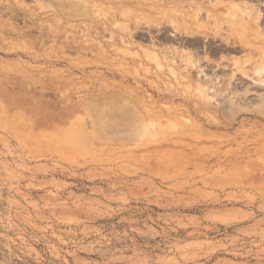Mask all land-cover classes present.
Here are the masks:
<instances>
[{
  "label": "rangeland",
  "instance_id": "374dc122",
  "mask_svg": "<svg viewBox=\"0 0 264 264\" xmlns=\"http://www.w3.org/2000/svg\"><path fill=\"white\" fill-rule=\"evenodd\" d=\"M83 1L0 0V264H264V104L195 109L198 66L152 50L158 71L128 48L144 17ZM244 55L211 57L230 68ZM156 116L203 129L154 148L138 135Z\"/></svg>",
  "mask_w": 264,
  "mask_h": 264
},
{
  "label": "bare ground",
  "instance_id": "6f19581e",
  "mask_svg": "<svg viewBox=\"0 0 264 264\" xmlns=\"http://www.w3.org/2000/svg\"><path fill=\"white\" fill-rule=\"evenodd\" d=\"M83 2L86 3L85 1H83ZM222 4L223 3H221V2H217L214 6H219ZM95 6H98V5L96 4ZM231 6L233 7V11H234L232 13V16H231L232 18L238 17L237 12H239V14L241 16L240 18H242V19L246 18L248 20V22L250 24H252L251 27L247 26V23H242L240 25L236 24V25L232 26V27L238 29V32H236V37L238 38V40L241 43V50L245 52L244 59H240L237 57L234 58L232 66L229 68V66L223 65V64H221V62L214 61L213 59H210L208 56H205L204 59L207 60V62H211L214 64V70L212 72L213 74L210 76H206L204 74L203 70H199V73L204 75L203 77L206 79L207 86L200 85V84L197 85V87L195 89V92L197 94H194L195 98H197V102L193 104V107L195 109H198V108H200L199 104L209 105V104H211L212 101H215V103H214L215 107H220L221 103L218 102L215 98L218 99V97H222L221 99L225 98L226 101L228 102V104L230 106V111L236 110L238 112L252 113L253 111H256L257 108L255 109L253 106H251V103L249 100H253V99H249V96L255 95V96H257V98L259 97L260 109L257 111L259 112L258 114H260V116H262V115H264V114H262V108H263V104H264V96H262L261 93H259L260 90H264V30L261 29L260 24H259L260 18L262 16H261L260 12L256 13L255 10L247 7L246 4L243 5L244 6L243 9L239 8L237 4H231ZM11 8H9V9H11ZM100 9H101V11H103L102 8H100ZM109 13H110L109 11L105 10V13L102 15H109ZM97 14H98V12H97ZM131 14H132L131 9H129V8L124 9L123 16L129 17ZM99 16H101V15H99ZM104 17L105 16H103V18ZM138 20H140V18H138ZM116 27H118V28L120 27L119 29L128 30L127 27L121 26V24H117ZM111 39L112 38L110 37V40ZM124 41H126V40H124ZM112 49H114L115 51L120 50L124 53V55H127L126 52H128V51L130 52V49H127V48L113 47ZM143 50H144V52L145 51L147 52V55H145L146 58H148L151 62L157 64V70L161 71L162 66L159 64L158 55H156L154 52H152V50H149V49H143ZM149 51H151V52H149ZM171 51H172V55H173L172 59H168L166 54L163 55L164 61H168L171 65L176 64V61H175L176 56H174V55L183 54L187 58L186 59V65H188L187 68L193 69V68L198 66L200 59H198L197 56L194 57L192 55V52L183 51V50H171ZM234 52H235V50L226 51V52L216 51L215 54L217 55V59L225 60V59H227L228 55L233 56ZM131 56H133V55L131 54ZM134 56H135V54H134ZM228 68L230 69V73L225 72V70ZM168 70H169L170 76L176 82H178L177 71L173 67H168ZM133 74H135V73H133ZM136 74H138V73H136ZM129 76L131 77V75H129ZM135 77H137V76H135ZM181 79L186 80V78H184V77H181ZM225 79H227L229 81L228 87H230V89L231 88L242 89L241 94H238L236 91L230 92L231 96H226L225 93L223 94L220 89L222 88V83ZM190 90H191L190 86L185 87L184 93H185L186 97L190 96V94L188 93V92H190ZM207 92L213 93V96H208L206 94ZM218 100H220V98ZM259 101H258V103H259ZM163 106H165V105H163ZM222 106H223V104H222ZM229 106H228V108H229ZM203 116H204V114H202V112H201V117H203ZM157 117L158 116H156L155 119L151 118L149 121H147L146 132L144 135H138L142 139H143V136L148 137V143L154 148H156L158 146H161V147L179 146V145L181 146L182 141H183L182 139L189 136V134L191 132L195 131L197 133H201V129H203V128H201L202 125L200 127L199 122L197 120L193 119V117L184 119V120H186L184 122V124H180L178 126L172 125V127H170V125H169L170 122H167L169 125V127H167V128H166V126L164 127L161 125L162 120H160L159 117H161V118H163V117L162 116H159L158 118ZM212 119L215 120V118H212ZM175 120H176V118H175ZM216 121L217 120H215V122ZM172 123H174V122H172ZM197 137L200 138L201 136L199 137L197 134ZM195 138H196V136L194 137V139ZM203 139H205V138H203ZM206 139H208V137ZM192 140H193V138H192ZM181 155H182V153L180 151L179 152L171 151V152L167 153V156L170 159H174L175 157H178ZM169 162H171V161H169Z\"/></svg>",
  "mask_w": 264,
  "mask_h": 264
},
{
  "label": "flooded vegetation",
  "instance_id": "af4514ba",
  "mask_svg": "<svg viewBox=\"0 0 264 264\" xmlns=\"http://www.w3.org/2000/svg\"><path fill=\"white\" fill-rule=\"evenodd\" d=\"M127 8L144 17L145 22L129 23L128 40L135 43L132 50H183L193 52L200 58L196 68L206 76L213 73L214 66L204 59L216 55V51L241 50L233 25L250 23L246 18H232L231 4L243 5L261 13L260 27L264 30V0H123ZM217 2L223 3L214 6ZM233 9V7H232ZM228 14V15H227ZM230 14V15H229ZM227 17V18H226ZM229 17V18H228ZM241 20V21H240ZM235 34V35H234ZM204 52L199 56L197 52ZM210 52H212L210 54ZM197 75V74H195Z\"/></svg>",
  "mask_w": 264,
  "mask_h": 264
},
{
  "label": "crops",
  "instance_id": "0c3cea01",
  "mask_svg": "<svg viewBox=\"0 0 264 264\" xmlns=\"http://www.w3.org/2000/svg\"><path fill=\"white\" fill-rule=\"evenodd\" d=\"M74 12H79L78 10H75Z\"/></svg>",
  "mask_w": 264,
  "mask_h": 264
}]
</instances>
